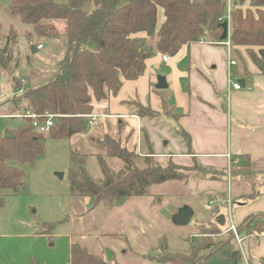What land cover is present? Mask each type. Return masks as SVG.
I'll list each match as a JSON object with an SVG mask.
<instances>
[{
	"label": "trees",
	"instance_id": "obj_1",
	"mask_svg": "<svg viewBox=\"0 0 264 264\" xmlns=\"http://www.w3.org/2000/svg\"><path fill=\"white\" fill-rule=\"evenodd\" d=\"M245 1L11 0L10 13L31 25L37 37L46 42L61 41L63 57L57 63L55 75L36 87H25L23 92L14 94L10 99H13L11 103L18 115L28 111L54 115L49 135L70 141L68 182L71 197L90 198L92 209L102 206L104 215L109 208L129 197L147 195L152 184L187 179L188 171L197 169L196 165L180 166L172 161L166 165L158 164L145 134L146 152L143 156L127 146L131 132L124 140L109 134L94 138L89 148L96 152L89 154L83 148L71 145V140L89 130L87 115L94 111V102L106 100L108 94H114L120 88L123 79H134L143 71L145 59L154 54L146 44V38L155 36L157 50L169 56L175 55L184 45L201 40L223 43L219 37L228 7L231 46L257 47V54L247 49L248 54L264 74V0H250L249 8L243 12L240 7ZM87 2L91 4L90 10L84 13L81 7ZM160 13L163 21L156 29ZM56 21L64 23L60 34L53 26ZM139 34L145 37L137 36ZM16 41V35L0 36V66L5 70L12 64V49ZM89 42L93 45L92 49L87 48ZM235 54L239 55V51L235 50ZM242 63L245 66L244 61ZM12 81L14 90L19 86V80ZM137 114L155 116L150 109L140 105H137ZM21 119L16 128L9 129L12 136L3 137L0 134V207L4 205L2 190L11 193L23 190V170L8 165L7 161L33 164L44 150L43 134L30 126L29 119ZM123 127V123L117 124V129L122 130ZM181 135L188 143L189 137L183 132ZM90 156L95 157L100 172L98 178H94L87 169L86 162ZM235 163L229 166L231 176L241 171L243 179H249L253 174L264 177V170L253 167L247 157ZM203 169L206 171L199 173L209 179L227 174L225 171ZM210 171L215 174H210ZM251 187L250 192L238 198L252 199L256 191L254 184ZM220 205L219 202L214 210L216 215ZM222 229L216 221L210 223L204 236L200 233L203 236L200 241L184 253L168 251L166 240L161 236L157 251L149 253L148 257L170 264H241L242 253L232 235L212 247L215 243L212 235ZM263 229L264 213L250 215L237 226L240 233L246 234ZM68 264L115 263L105 259L101 253H94L86 246L71 241Z\"/></svg>",
	"mask_w": 264,
	"mask_h": 264
},
{
	"label": "crops",
	"instance_id": "obj_2",
	"mask_svg": "<svg viewBox=\"0 0 264 264\" xmlns=\"http://www.w3.org/2000/svg\"><path fill=\"white\" fill-rule=\"evenodd\" d=\"M249 1L241 7L249 8ZM162 21L161 14L156 29ZM145 42L154 54L145 59L144 69L136 78L123 79L120 88L101 102L100 108L105 111H96L93 103L94 111L102 114L99 120L103 114L116 118L124 124L125 134L131 132L130 137L134 135L135 140L145 134L153 158L160 165L172 161L180 166L198 165L227 174L209 179L191 170L187 179L152 184L147 195L129 197L109 208L93 233L100 239L101 251L105 253L106 249L110 254L106 259L116 264H170L148 255L157 251L161 236L168 251L187 252L192 244L190 239L201 236L200 226L225 213L218 208L216 215L213 209L224 198L229 199L231 163L237 164L247 157L253 167L264 170V74L247 50L257 54L258 48L231 44L228 47L201 40L184 45L164 61L156 48V37L146 38ZM231 59L235 64L229 65ZM158 76L164 78L166 88L156 89ZM229 80L240 82L242 87L234 89ZM137 105L150 109L155 116L138 115ZM181 132L189 137L188 143ZM263 178L259 175L256 179L252 199L232 203L228 224L224 216L226 228L237 226L250 215L264 213ZM240 188L246 190L242 185ZM239 192L237 197L244 194ZM83 201L87 204L92 200L84 197ZM184 206L191 209L192 217L187 224L178 225L173 217ZM240 235L241 264H264V233Z\"/></svg>",
	"mask_w": 264,
	"mask_h": 264
},
{
	"label": "rangeland",
	"instance_id": "obj_3",
	"mask_svg": "<svg viewBox=\"0 0 264 264\" xmlns=\"http://www.w3.org/2000/svg\"><path fill=\"white\" fill-rule=\"evenodd\" d=\"M10 2L11 0H0V36L16 35L17 41L12 49L14 53H12V64L9 66L13 71L7 74V69L5 70L0 66V94H8L12 90V80L14 79H24L26 87L32 88L40 85L55 75L57 63L63 57V50L60 47L61 41L52 42V40H48L46 42L43 38L37 37L31 25L23 23L18 17L10 13ZM240 8L243 12L245 11V7ZM160 20L161 14L157 17V21ZM53 24L57 33H62L64 23L56 21ZM87 48L92 49V43H87ZM12 100L10 98L0 99V134L2 135L4 130L16 128L22 121L20 117H17L19 112L15 110L11 103ZM101 102H94L96 111L100 113L105 111L100 108ZM102 120L98 118L97 124L90 127L87 132L72 137L71 145H77L89 154L93 151L89 145L92 144L91 141L94 138L102 137L104 134L114 137L120 136L123 140L127 137L126 131L117 129L116 118L103 114ZM139 139L141 142L135 140L134 135L133 137L129 136L127 146L138 155L143 156L146 152V144L143 141L142 133ZM43 143V154L37 157L33 164H21L16 160L7 161L8 165L21 168L24 177L22 191L11 193L2 190L1 192L4 197V205L0 207V264H68V251L71 241L86 246L88 250L94 253H103L105 259H109L110 254L106 249L105 253L101 251L100 239L99 237L96 238L93 233L99 229L104 220L102 214L104 209L102 206L92 209V201L86 204L83 198H73L69 194V141L52 138L49 133H46L43 134ZM86 163L92 176L94 178L100 177L95 157H88ZM196 168L198 169H194L196 172L204 173L206 171L198 165ZM236 172L238 173H233L232 176L229 173L232 178L228 181L229 199L224 198L220 202L221 207L219 209H223L225 218L228 215V206L231 209L232 203L234 205L239 201L237 194L241 185L246 190L240 188L242 190L240 192L244 194L250 192L251 185L259 177V174H253L251 178L243 179V173L241 171ZM209 173L215 174L213 171ZM230 198L232 202L229 205ZM44 223L49 225L46 226ZM226 224H228V218ZM51 225L53 226L49 228ZM208 228V223L202 224L198 233L204 236ZM222 228V231L218 230V233L212 235L215 241L212 247L232 235V232L225 225ZM43 230L46 232H42ZM262 233H264V229L262 231L252 230L247 235ZM202 235L194 238L193 241L192 237L189 243H192L191 245L197 244L203 237ZM206 251L207 249L204 252ZM106 253H108L107 256ZM109 261L116 264L112 259Z\"/></svg>",
	"mask_w": 264,
	"mask_h": 264
},
{
	"label": "built area",
	"instance_id": "obj_4",
	"mask_svg": "<svg viewBox=\"0 0 264 264\" xmlns=\"http://www.w3.org/2000/svg\"><path fill=\"white\" fill-rule=\"evenodd\" d=\"M227 14L225 15V20L229 21V9L227 10ZM226 46H230V40H229V32H228V36L225 40L222 41ZM162 59L164 61H167V59L169 58L167 54L162 53L161 54ZM235 64L234 60H229V65ZM25 84L26 81L24 79H20L19 80V86L13 90H10V92H8V94H4L1 93L0 94V99L5 100L10 98L11 96H13L14 94H19L21 92H23V90L25 89ZM229 85L231 87H233L234 89L238 90L242 87L241 83L238 81L235 82H231V80H229ZM101 115H99L98 113H96L95 111H93L92 113L88 114L87 117L89 119V127H92L93 125L97 124L98 118H100ZM17 117H23V118H27L29 119V124L30 126L38 133L41 134H46L48 133L50 127L53 125V118L54 115L50 114V113H46L44 115H38L35 112L32 111H28L23 115H17ZM210 204H212V202L210 201ZM230 205V204H229ZM230 206H228L227 208V214L228 216H230ZM229 231L232 232L233 238L235 239L237 245L239 246V248L241 249L242 247V241H243V237L240 235V233L237 230V227L235 225H230L227 228Z\"/></svg>",
	"mask_w": 264,
	"mask_h": 264
},
{
	"label": "water",
	"instance_id": "obj_5",
	"mask_svg": "<svg viewBox=\"0 0 264 264\" xmlns=\"http://www.w3.org/2000/svg\"><path fill=\"white\" fill-rule=\"evenodd\" d=\"M90 5L91 4L89 2L83 4V6L81 7V11L84 13H88L90 10ZM221 27H222V33H221L219 39H220V41H223L228 36V31H229L228 22L226 20L224 22H222ZM43 45H46V44H43ZM34 49L36 50L35 47H34ZM12 71H13V69L9 68V67L6 70L7 74H10ZM166 86L167 85L165 84L164 78L161 76H158L157 77V83L155 85L156 89H164V88H166ZM10 136H12V135L9 132V130L8 129L4 130L3 137H10ZM59 175L61 176V174H59ZM191 217H192L191 209L187 206H184V207L179 209L177 214L174 215L173 221H174V223H176L178 225H185L190 221ZM215 221L218 225L223 226L225 223L224 215L219 214L216 217Z\"/></svg>",
	"mask_w": 264,
	"mask_h": 264
}]
</instances>
